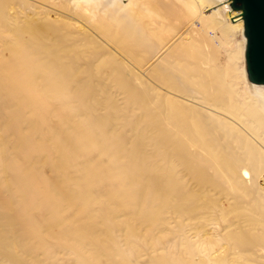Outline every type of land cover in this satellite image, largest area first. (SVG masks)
<instances>
[{"label":"rangeland","instance_id":"rangeland-1","mask_svg":"<svg viewBox=\"0 0 264 264\" xmlns=\"http://www.w3.org/2000/svg\"><path fill=\"white\" fill-rule=\"evenodd\" d=\"M75 3L0 0V264H264L244 29Z\"/></svg>","mask_w":264,"mask_h":264},{"label":"bare ground","instance_id":"bare-ground-1","mask_svg":"<svg viewBox=\"0 0 264 264\" xmlns=\"http://www.w3.org/2000/svg\"><path fill=\"white\" fill-rule=\"evenodd\" d=\"M69 1V3H70V1L71 0H68ZM105 0H78V3H75V6L73 7V10L74 9H76L78 6H83V7H85L87 10L88 9H93L94 7L92 6V3L96 6V7H100V6H102V4H103V2H104ZM113 1H116V0H106V2H107V4L109 5L110 4V6L112 5V2ZM122 1H129L130 3L129 4H132V5H136V4H139L140 3V1L141 0H122ZM157 1H159V0H157ZM177 1H180V3H185V5H186V7H187V15L188 16H191V15H197V17L198 16H200V18H201V20H202V22H203V26H209L211 23H215V22H217V20L219 21V20H221V19H223V21H227L228 22V26H229V28H235V27H239V28H241V29H244V21H243V19H242V17L240 16V12L239 11H236V10H232V8H231V6H230V0H215L216 2H217V4H214L215 2L213 1V0H210L212 3L210 4V8L211 7H213L214 9H212V11L211 12H206V11H208L210 8H207V9H205V10H201V9H199V5H203V7H204V3H205V0H177ZM153 2V1H152ZM169 2V1H168ZM225 2H228L229 3V7L231 8L230 10H228L227 9V7H225L224 5H225ZM6 3V5H7V2H5ZM5 3H3V5L5 4ZM150 3H151V0H146V4H148V5H150ZM108 5L106 6V8L108 7ZM219 7H222V9H223V7H224V9H225V13H226V18H225V15H223V13H221V12H216V10H215V8H219ZM1 8L2 9H4L3 8V6H1ZM174 8H178L179 10H175L172 14H170V15H168V17L170 18V19H173V20H180L183 16H185V13H184V10H181L177 5H175L174 6ZM165 16H162V18H164ZM166 18V17H165ZM219 18H221V19H219ZM152 19H153V16H152ZM152 21H154V19L152 20ZM222 21V22H223ZM45 27H46V25H45ZM203 29L202 30H204V27H202ZM24 30V29H23ZM205 30H206V28H205ZM205 30H204V32H205ZM207 30H209V29H207ZM230 30V29H229ZM21 31V29H15V31H14V35H19V34H17L18 32H20ZM198 31L199 30H197V34H198ZM29 32V31H28ZM201 32H203V31H201ZM208 33V32H207ZM189 35H190V33H188ZM195 34V33H194ZM209 34V33H208ZM184 36L185 37V39L184 40H191V41H197V40H200L201 38V36H198V35H195V36H192L193 34L191 33V37L190 36ZM15 36V37H16ZM30 36H32L33 37V40H35L36 39V36L34 37V35H32V34H30ZM183 37V38H184ZM204 37V36H203ZM245 37V36H244ZM246 38H244V42H243V47L241 48L242 49V52H241V54H243L244 53V50H245V43H246V40H245ZM11 50L12 51H15V52H17L16 51V49H15V47H12L11 48ZM18 53V52H17ZM233 55V54H232ZM234 56H235V54H234ZM230 59V58H229ZM244 59H245V57H244ZM243 71H244V75H243V79H245L246 80V82L248 83V90L251 92V94H250V92H249V96H247L246 98L250 101V105H248V107H247V112L246 113H248V115L250 116V117H255L257 120H260L261 121V119H263L262 118V114H263V110H264V84H256V83H253V82H251L249 79H248V77H247V74H246V68H245V60H244V67H243ZM165 83H169V82H167V81H164ZM169 85V84H168ZM171 86V85H170ZM252 91H254V92H256L257 94H256V96H252ZM245 105V104H244ZM192 112H194V109H192ZM195 113V112H194ZM241 115H243V114H241ZM241 115H240V117H241ZM161 116V107L159 106L158 108H157V117L159 118ZM171 117V115L170 114H168V119ZM236 119V118H235ZM159 120V122H160V119H158ZM166 120V119H165ZM192 122H193V120H192ZM255 122V121H254ZM157 123V122H156ZM187 123L189 124V122H188V120H187ZM166 126H167V124H166ZM194 130H196L195 132H197L199 135H200V137L202 136V132H200L201 130H199L198 129V127L199 126H197L196 124H195V122H193V123H191V125H190ZM158 128H160V125L158 126ZM171 129V128H170ZM172 130V129H171ZM169 131V130H168ZM186 133H187V131H186ZM191 134V133H190ZM195 137V136H194ZM170 139V138H169ZM168 139V140H169ZM200 140L199 141H193L192 142V144H191V146L192 147H197L198 146V143L199 142H201L202 143V141L203 140H201L202 138H199ZM62 141V140H61ZM172 141V140H171ZM62 143H65V142H62ZM158 144V143H157ZM62 150H63V148H61ZM181 150V149H180ZM198 150V149H197ZM196 150V151H197ZM179 151V150H178ZM177 151V152H178ZM182 151H183V149H182ZM183 152H185V151H183ZM224 153V152H223ZM185 155V154H184ZM214 157V156H213ZM215 158V157H214ZM231 159V158H230ZM210 161V160H209ZM216 163V162H215ZM218 165V164H217ZM234 165V164H233ZM88 166V165H87ZM236 166V165H235ZM92 174L95 176V174L93 173V171H92ZM92 174H91V178L93 177L92 176ZM84 175V174H83ZM90 176V175H89ZM84 177V176H83ZM87 179V178H86ZM93 179V178H92ZM91 179V180H92ZM137 181V180H136ZM87 182L89 183V180H87ZM86 183V182H85ZM88 183H86V184H88ZM90 184V183H89ZM56 186V185H55ZM68 194V193H67ZM75 193H73V195H74ZM60 195V194H59ZM68 196V195H67ZM73 197V196H72ZM93 197V196H92ZM155 197V196H154ZM70 198V197H69ZM68 198V199H69ZM89 198H91V196L89 197ZM86 200H88V199H86ZM152 221V220H151ZM151 221H150V224H151ZM91 231H92V229H90ZM91 231H89V233H91ZM251 242V241H250ZM254 244V243H253ZM124 262H125V260H124ZM129 262V261H128ZM136 261L134 260V264H136L135 263ZM130 263V262H129ZM130 264H132V263H130ZM144 264V263H143Z\"/></svg>","mask_w":264,"mask_h":264},{"label":"water","instance_id":"water-1","mask_svg":"<svg viewBox=\"0 0 264 264\" xmlns=\"http://www.w3.org/2000/svg\"><path fill=\"white\" fill-rule=\"evenodd\" d=\"M244 21V57L248 79L264 84V0H230Z\"/></svg>","mask_w":264,"mask_h":264}]
</instances>
